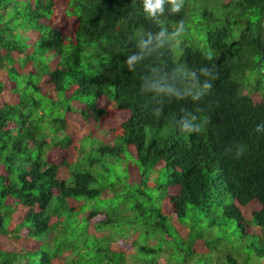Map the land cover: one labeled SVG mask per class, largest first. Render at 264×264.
Segmentation results:
<instances>
[{
  "label": "trees",
  "instance_id": "1",
  "mask_svg": "<svg viewBox=\"0 0 264 264\" xmlns=\"http://www.w3.org/2000/svg\"><path fill=\"white\" fill-rule=\"evenodd\" d=\"M238 7L0 0V264H264V0Z\"/></svg>",
  "mask_w": 264,
  "mask_h": 264
},
{
  "label": "rangeland",
  "instance_id": "2",
  "mask_svg": "<svg viewBox=\"0 0 264 264\" xmlns=\"http://www.w3.org/2000/svg\"><path fill=\"white\" fill-rule=\"evenodd\" d=\"M190 1H191V7H193L194 9L205 8V9L212 11L214 8H216L219 14H221V15H228L229 14L230 15V13H231L233 15L232 18H235V19L240 18L242 15L246 17L248 15V13H250V10H244L243 12L238 11L239 10L238 3L240 0H190ZM222 6H227V7L225 8ZM189 25H191V28L188 30L187 27L189 28ZM187 27H183V32H181L179 35H175V33L178 30L176 28L172 34L166 36L167 41H173L177 37H180L181 40H183L184 38H193L197 41L203 42L202 39H204V36H205V26L198 28L197 26L194 25V19L190 17V19L187 18ZM200 44L202 46H204V43H200ZM243 80L247 81V82H249L250 80L253 81L254 80V74L248 73L244 77ZM243 93L245 94L247 92L243 91ZM258 95L261 97L264 96V81H263V86H262L261 92ZM44 131H46V130H44ZM106 131L107 130L105 128H101V130L96 129L94 131H88V132L93 133V134H97V136L100 139L102 137L104 140H109L108 139V133ZM95 139L97 140V138H95ZM93 141L94 140L89 136L86 138L85 143L88 145H91V143ZM97 141H99V140H97ZM170 141H173V139L170 138ZM95 145L97 146V144H95ZM162 212L166 213V209H164L163 207H162ZM86 213H87L86 208L79 209V214L81 216L86 214ZM165 216L168 217V220L174 221L173 217H171L170 215L165 214ZM82 228H83V225H80L78 227V229H82ZM226 229H227V232L229 233V235L226 234L227 237H226L223 244H225V246L228 248V250H231V248H233V240H232L233 237L231 236L232 228L229 224H227ZM105 232L109 233L110 231H105ZM98 233H103V232L99 231ZM220 236L221 237L224 236L223 231H222V234ZM224 238H225V236H224ZM66 242H68V240H66Z\"/></svg>",
  "mask_w": 264,
  "mask_h": 264
},
{
  "label": "clouds",
  "instance_id": "3",
  "mask_svg": "<svg viewBox=\"0 0 264 264\" xmlns=\"http://www.w3.org/2000/svg\"><path fill=\"white\" fill-rule=\"evenodd\" d=\"M184 0H143V11L146 14L147 18L151 19L158 14L163 13V5L165 3H168L171 5V11L173 13H178L181 10V7L183 5ZM181 32H183V22L181 21V26L178 28L177 32L175 35H179ZM164 33L161 32V35ZM151 41L149 40L148 42H141V47L147 46V43H150ZM135 58H130L128 60V64H131ZM205 89L209 88L210 85L205 84ZM261 125L256 126V131L261 130ZM182 131L185 133H191L193 131H200L199 128L194 127L193 124L190 121H184L183 122V128Z\"/></svg>",
  "mask_w": 264,
  "mask_h": 264
}]
</instances>
